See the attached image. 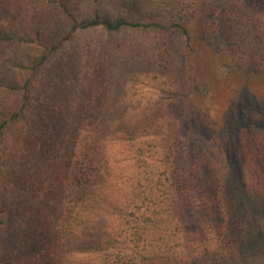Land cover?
<instances>
[{"label":"trees","instance_id":"obj_1","mask_svg":"<svg viewBox=\"0 0 264 264\" xmlns=\"http://www.w3.org/2000/svg\"><path fill=\"white\" fill-rule=\"evenodd\" d=\"M201 1L0 0V264H264V128L242 130L241 208L186 164L183 122L162 153L123 106L144 70L213 31L219 16L193 26ZM225 1L226 33L253 30L235 60L264 70V0ZM139 114L147 128L155 106Z\"/></svg>","mask_w":264,"mask_h":264},{"label":"rangeland","instance_id":"obj_2","mask_svg":"<svg viewBox=\"0 0 264 264\" xmlns=\"http://www.w3.org/2000/svg\"><path fill=\"white\" fill-rule=\"evenodd\" d=\"M228 8L229 3L225 0H202L197 4L192 18L197 29L201 27L199 17L203 13L211 19L219 18L213 31L199 33L195 30L197 40L190 45L196 51L192 54L194 57L186 59L183 54L190 53L192 47L183 43L181 54L178 53L176 58L169 56L175 58L174 63L163 59L151 70H144L135 85L129 86L130 91L136 89L140 98L122 105L133 112L137 110L138 115L134 113L128 119L130 127L152 129L150 137H155L162 153L166 143L164 136L173 133L183 122L186 129L180 130V134L183 133L180 141H186L183 147L186 164L194 167L203 180L217 174L230 187V193L241 208H253L254 201L248 202L243 181L242 130L264 128V70L255 61L244 67L235 60L234 47L253 30H249L251 26L237 23L234 26L237 35L229 36L223 23H235L228 16ZM186 62L193 64V75L199 82L195 88L192 87L194 83L185 79L186 73L182 69ZM245 73L248 80H245ZM189 82L192 86L188 90L185 85ZM147 105L155 106V119L147 128L140 129L146 118L139 111Z\"/></svg>","mask_w":264,"mask_h":264}]
</instances>
